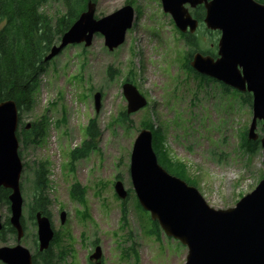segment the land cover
Listing matches in <instances>:
<instances>
[{
    "label": "rangeland",
    "instance_id": "1",
    "mask_svg": "<svg viewBox=\"0 0 264 264\" xmlns=\"http://www.w3.org/2000/svg\"><path fill=\"white\" fill-rule=\"evenodd\" d=\"M128 1L134 19L124 42L108 51L103 37L97 35L89 47L65 48L48 63L31 108L20 114L21 125L46 122L42 139L35 144L21 142L18 147L23 167L20 244L31 255L38 251L37 228L29 209L34 170L43 163L49 220L57 235L52 246L56 264H94L88 257L95 247L101 253L100 264L184 263L186 248L161 230H152L149 214L137 206L132 189L130 153L143 121L161 128L167 156L186 166L194 187L213 209L233 207L264 179L259 142L251 154L240 147L251 107L241 102L239 93L184 68L187 47L159 0H96L95 16H106ZM42 12L54 22L63 12L61 0H49ZM218 39L219 32L202 27L194 37L197 49L214 54ZM125 82L146 100L144 108L129 115L121 89ZM96 93L100 94L97 111ZM122 113L125 117L120 121ZM90 120L99 132L95 150L72 161L70 153L87 139ZM255 133L258 138L264 136L261 122ZM116 181L127 191L124 200L114 193ZM74 186L81 200L73 195ZM8 208L0 203L1 223L10 216ZM1 238L0 247L16 244L15 235Z\"/></svg>",
    "mask_w": 264,
    "mask_h": 264
},
{
    "label": "water",
    "instance_id": "2",
    "mask_svg": "<svg viewBox=\"0 0 264 264\" xmlns=\"http://www.w3.org/2000/svg\"><path fill=\"white\" fill-rule=\"evenodd\" d=\"M162 12L171 16L181 33L193 34L198 22L188 9L203 5V24L208 31L219 32L216 58L196 52L188 65L198 75L216 81L239 93L252 96V117L246 131L249 141H258L264 152V136L255 133L257 122L264 130V0H159ZM96 4L88 1L84 12L51 46L44 62H49L70 45L89 47L97 35L113 51L120 46L134 19L133 7L125 4L102 17L95 16ZM126 100V114L146 106L145 98L135 86H121ZM100 94L94 95L99 108ZM19 112L15 102L0 103V190H8L9 225L14 229L16 244L0 247L3 264H32V255L20 244L23 200L19 179L22 162L18 155L16 131ZM31 124H26L28 130ZM129 175L136 200L151 221L168 238L187 250L183 264H264V179L233 207L213 209L193 186L170 175L157 162L152 149V133L142 128L136 135L130 153ZM115 195L124 200L127 191L120 181L113 185ZM38 251L51 245L54 231L48 217L34 216ZM65 214L60 213L61 224ZM2 229L0 217V231ZM100 250L95 247L89 261L100 264Z\"/></svg>",
    "mask_w": 264,
    "mask_h": 264
},
{
    "label": "trees",
    "instance_id": "3",
    "mask_svg": "<svg viewBox=\"0 0 264 264\" xmlns=\"http://www.w3.org/2000/svg\"><path fill=\"white\" fill-rule=\"evenodd\" d=\"M48 1L0 0V103L5 101L15 102L19 112V120L20 114L28 111L32 106L33 95L39 87L40 78L49 63L44 62L48 50L59 42L62 34L84 12L88 1L96 4V0H61L63 12L53 22L52 18L42 12V8L45 7ZM201 15L197 14L196 17ZM184 42L187 47L184 53V68L188 71L192 72L187 62L194 53L200 52L203 55L215 56L211 51L197 49L194 36L185 38ZM224 89L228 91L226 87ZM241 102L251 107L252 98L250 95L241 96ZM119 117V120L123 121L125 114L122 113ZM45 128L46 122L44 120L31 124L29 130L25 129V125H18L16 131L18 142L26 145L29 143L35 144L44 137ZM140 128L151 131L152 149L158 164L170 175L194 187L195 183L189 179L186 166L181 162L172 161L167 156L161 128L154 127L149 121H143ZM85 135L87 139L81 143L80 147L70 153L72 161L86 157L91 151L95 150V142L99 137V132L94 120L89 121L85 128ZM258 145V141L247 140L246 132H243L240 136V147L246 153H253ZM46 187L47 171L44 164L40 163L34 170L32 201L29 209L31 220H34V216L38 212L49 218L50 201L46 195ZM9 193L8 190H0V203L9 205L7 200ZM72 193L77 196L74 195L76 199L81 200L76 186L72 188ZM150 224L153 231L160 232L156 222L151 221ZM21 225L23 228L22 220ZM5 234L15 235L14 229L8 223V218L2 224L1 240H4L3 235ZM56 243L57 235L54 233L52 243L48 249L42 252L36 251L32 255V264H56L57 257L52 251V246Z\"/></svg>",
    "mask_w": 264,
    "mask_h": 264
},
{
    "label": "flooded vegetation",
    "instance_id": "4",
    "mask_svg": "<svg viewBox=\"0 0 264 264\" xmlns=\"http://www.w3.org/2000/svg\"><path fill=\"white\" fill-rule=\"evenodd\" d=\"M257 2H259V3H261L262 2V0H259V1H257ZM128 4H131V1H128ZM185 8H187L188 9V12H189V14L191 15V17L193 18V19H195L197 22H198V26H197V29H196V31L200 28V27H202V28H204V29H206L205 28V26H204V24H203V18H204V14H205V10H204V7H203V5H198V6H196V7H194V8H190L188 5H185ZM165 14V13H164ZM197 14H202L201 16H199V17H196V15ZM168 15V14H167ZM169 17H170V19H171V21H172V23H173V25H174V22H173V20H172V18H171V16L170 15H168ZM200 18V19H199ZM174 28L176 29V31L178 32L177 33V35H178V37L180 38V40L182 41V43H185L184 42V39L185 38H188V37H191V36H194L195 37V32L193 33V34H190V33H188V32H186V33H181V32H179L178 30H177V28L175 27V25H174ZM207 30V29H206ZM208 56H210V55H208ZM212 58H216V53H215V56H211ZM189 61L190 60H188V62L187 63H189ZM189 66V65H188ZM191 69V68H190ZM193 72V71H192ZM195 73V72H194ZM196 75H198V74H196ZM199 76V75H198ZM202 79H208V78H205V77H203V76H200ZM221 85V84H220ZM224 87H226V86H224ZM228 90H230V91H234V90H232L231 88H229V87H226ZM238 93V92H237ZM241 96H246V95H250L251 96V94L250 93H248V92H244V93H239ZM251 98H252V96H251ZM21 125V121L19 120V126ZM29 130V129H28ZM3 224V223H2ZM89 258V257H88ZM89 260V259H88Z\"/></svg>",
    "mask_w": 264,
    "mask_h": 264
}]
</instances>
